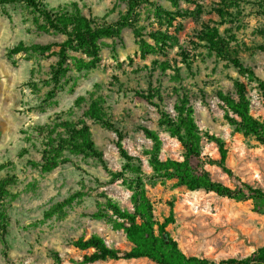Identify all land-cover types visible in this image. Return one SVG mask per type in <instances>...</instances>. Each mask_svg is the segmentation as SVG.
<instances>
[{
    "label": "rangeland",
    "instance_id": "rangeland-1",
    "mask_svg": "<svg viewBox=\"0 0 264 264\" xmlns=\"http://www.w3.org/2000/svg\"><path fill=\"white\" fill-rule=\"evenodd\" d=\"M75 1L82 11L102 16L108 13L109 21L115 20L125 10L117 0H44L49 7ZM169 7L167 0H154ZM221 0H193L180 2L184 9L194 11L192 16L176 17L167 31L174 35L176 43L163 53H149L142 57L136 39L129 28L123 29L121 38H103L99 61L87 72L70 74L77 76L73 91L57 89L55 95L46 98L49 66L55 56L34 58L26 52L11 54L10 49L19 42H59L63 36L44 33L35 29L32 16L20 4H0V164L12 163L10 173L18 177L15 191L19 194L8 207L10 218L5 235L0 240V264H56L51 253L56 251L59 264H79L83 255L90 252L70 244L72 239L87 238L96 233L106 244L128 249L130 243L121 230H114L104 220L92 214L99 204L108 198L121 207L131 208L130 192L124 184L123 158L115 141L117 134L93 120H87L92 139L102 151L103 162L82 155H69L70 160L48 173H40L27 164V156H20L27 143L24 131L35 123L45 122L55 111L66 109L75 97L85 93L93 84L101 86L107 96L111 120L121 131L123 147L142 160L146 171L145 149L150 141L140 129L145 125L156 130L162 139L160 156L180 159L181 146L169 137L157 124L158 109L139 97L136 89H146L148 81L153 86L160 79L163 102L160 108L172 111L174 82L167 76L170 70L160 74L153 71V60L169 59L181 66L180 85L188 89L190 103L201 132L222 138L227 148L226 166L229 176L218 164L220 154L214 142L203 137L201 154L192 163L206 169L211 178L230 187L247 182L264 188V144L242 136L224 118L222 104L217 97L219 89L234 92L233 79L246 84L251 100V113L264 119V99L254 82L228 61L210 55L195 37L202 21L221 20L215 8ZM240 9L234 11L229 21L222 22L220 30L229 29L235 36L231 53L251 66L255 75L264 81V54L257 45L264 44V0H240ZM140 23L144 32L159 27L153 13L143 15ZM213 23V22H212ZM165 29V26H161ZM150 41L149 37L146 36ZM184 52L192 61V72L181 61ZM151 67V68H150ZM160 75V76H159ZM179 85V84H178ZM38 158V156H36ZM5 170L0 171V176ZM75 194L76 200L60 211L45 216L55 203ZM147 194L153 204L156 219L168 215L173 205L175 220L167 226L187 255H201L214 259L230 256L242 257L259 245H264V215L256 213L250 200L235 201L204 190H189L176 185L173 180L165 184L147 186ZM86 264H156L147 258L107 259Z\"/></svg>",
    "mask_w": 264,
    "mask_h": 264
},
{
    "label": "trees",
    "instance_id": "trees-1",
    "mask_svg": "<svg viewBox=\"0 0 264 264\" xmlns=\"http://www.w3.org/2000/svg\"><path fill=\"white\" fill-rule=\"evenodd\" d=\"M124 3L125 10L119 12L115 20L107 19L108 13L102 16L89 13L86 15L75 1L49 7L44 0H0V4H20L32 16L36 30L63 36L59 42L32 43L25 45L19 42L10 49L11 54L26 52L34 58L55 56L56 59L49 66L47 77L44 79L48 86L49 99L55 95L57 89L67 88L73 91L77 83V76L70 73L87 72L100 59V47L103 38H121L123 29L129 28L138 45L142 57L149 53H163L176 43L174 35L167 31L176 17L192 16L194 11L184 9L180 2L191 3L193 0H167L169 7L154 0H117ZM240 0H221L215 8L219 20H207L200 23L195 37L200 46L218 59L230 62L239 73L256 84L260 96L264 99V81L255 75L251 66L246 65L240 58L232 55L231 42L235 36L229 29L220 30L222 22L229 21L234 11L241 10ZM145 12L153 13L159 27L144 32V25L140 23ZM213 22V23H212ZM165 26V29H161ZM149 37L150 41L147 40ZM264 54V44L257 45ZM185 68L192 72V61L184 52L181 53ZM151 68V67H150ZM153 70H147L153 76L154 70L164 74L170 70L168 77L174 82V101L172 111L160 108L163 95L160 90L161 82L153 86L148 81L146 89H136L135 93L158 109V126L181 146L180 159L161 158L162 139L159 133L145 125L140 129L150 141V147L143 151L149 171L145 170L143 162L131 155L122 145L121 131L111 120L110 106L107 96L101 92L98 83L78 95L70 107L55 111L43 123H35L24 131V147L20 156L26 155V162L40 173H48L69 161V155H82L103 162L102 151L92 139L87 120H93L101 125L113 129L117 134L115 141L124 162L122 165L123 182L129 190L131 208L121 207L117 201L108 198L97 206L92 216L104 220L114 230H121L125 239L130 243L128 249L108 246L103 237L93 233L89 237L72 239L70 244L80 250H88L79 264H86L107 259H136L147 258L156 264H264V245H259L250 253L242 257L230 256L214 259L201 255H187L178 245L177 240L166 229L174 222L173 205L170 203L168 215L161 221L154 215L153 204L147 194V186L165 184L173 180L176 185L185 186L189 190H204L218 196L227 197L235 201L250 200L256 213L264 215V188L241 182L239 186L230 187L220 181L213 180L209 172L196 167L193 159L201 154L200 141L203 137L214 142L220 154L217 161L222 169L232 176V171L226 166L227 148L222 138L201 132L195 116L194 107L190 103L188 89L180 85L182 81L181 66L169 59L153 60ZM160 76V75H159ZM179 84V85H178ZM234 92L217 91V97L224 110V118L242 136L251 138L259 144H264V119L251 113V100L243 81L233 79ZM38 156V158H36ZM12 163L7 161L0 164V240L6 243L5 235L10 223L8 207L18 196L15 191L18 177L10 173ZM76 200L73 194L61 202L52 205L44 214L50 216L62 210L66 205ZM56 264L60 257L56 251L51 253Z\"/></svg>",
    "mask_w": 264,
    "mask_h": 264
}]
</instances>
